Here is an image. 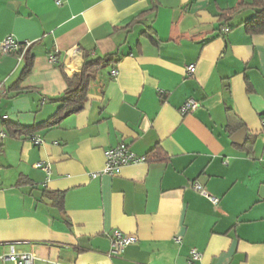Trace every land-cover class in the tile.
<instances>
[{
  "label": "crops",
  "instance_id": "obj_1",
  "mask_svg": "<svg viewBox=\"0 0 264 264\" xmlns=\"http://www.w3.org/2000/svg\"><path fill=\"white\" fill-rule=\"evenodd\" d=\"M57 1L0 0V42L31 44L22 60L0 49V264L11 246L34 264H190L193 249L192 264H264V35L239 26L250 12L219 31L241 0ZM110 55L119 62L97 72L81 113L30 130L87 57ZM189 99L199 108L185 115ZM122 143L165 159L94 177ZM116 230L139 241L111 257Z\"/></svg>",
  "mask_w": 264,
  "mask_h": 264
},
{
  "label": "trees",
  "instance_id": "obj_2",
  "mask_svg": "<svg viewBox=\"0 0 264 264\" xmlns=\"http://www.w3.org/2000/svg\"><path fill=\"white\" fill-rule=\"evenodd\" d=\"M246 1L247 0H241V2L236 7L222 12L220 16V32H222L224 27L229 26V24L234 21V19L243 15L244 13L250 12V18H248L239 26H243L251 35H264V0H251L250 2ZM153 11L154 10L152 9L149 12L141 14L136 20H134L133 23L130 24L129 27L133 26L134 24L141 23L144 17ZM150 30L153 31V29ZM144 34H147V31L144 32ZM118 62L119 60H117L114 55L106 56L100 59H90L87 57L82 71L80 73L74 74L71 79L67 80L68 89L66 93L59 100H57V102L60 104V108L56 114L47 122L37 125L30 130L34 131L42 127H54L66 117L81 113L85 109L86 103L88 101L87 97L90 85L95 80L97 72L100 69L108 67L111 64H117ZM31 70L32 58L27 57L23 75L29 74ZM20 83L21 79L16 83L17 88H19ZM160 154L161 153L155 152V150H153L148 156L145 157L146 161L148 163L160 161L161 159L156 156ZM160 157L162 160L165 159L164 156L162 157L160 155ZM44 197L53 201L54 205L62 207L64 194L46 191L44 192Z\"/></svg>",
  "mask_w": 264,
  "mask_h": 264
},
{
  "label": "built area",
  "instance_id": "obj_3",
  "mask_svg": "<svg viewBox=\"0 0 264 264\" xmlns=\"http://www.w3.org/2000/svg\"><path fill=\"white\" fill-rule=\"evenodd\" d=\"M56 3L57 5H61L60 0L57 1ZM229 32H230V28L225 27L223 29L224 35H227ZM30 46H31L30 43L21 44L12 37H8L4 39L2 42H0V49L2 54L4 55L17 54L20 60H22L25 57ZM50 62L52 63L57 62L55 56H51ZM195 72H196L195 65L188 66L187 73L189 75H194ZM111 75L113 78H115L119 75V72L115 69L112 71ZM198 108H199V102H197L194 99H189L181 108V112L186 115L193 113ZM263 125H264V118H263ZM4 137H6V134L4 132H1L0 138H4ZM32 142L34 145L39 146L42 144V139L33 138ZM145 162H147L145 157L137 156L134 152L130 150V147L127 144L122 143L119 146L112 148L106 152L105 169L100 173L94 174V177H101V176L115 177L118 175V173L123 167L128 165H137ZM37 168H40L47 173H50L49 164L40 163L37 165ZM193 188L195 191L207 196L208 199L213 204L217 205L219 203L220 200L218 198L209 196L200 185L194 184ZM180 240L181 238L177 239V241ZM138 241L139 240L137 237L128 236L116 230L113 232L112 235L111 250L109 252V255L111 257L120 256L127 247L137 244ZM201 256H202L201 253L198 252L196 249L191 250L189 263L192 264L193 262L199 261L201 259ZM2 260L8 262L9 264H34L37 258L34 254L31 253H23V254L19 253L15 250L14 246H11L10 253ZM47 263L61 264L59 262H50V261H47Z\"/></svg>",
  "mask_w": 264,
  "mask_h": 264
},
{
  "label": "water",
  "instance_id": "obj_4",
  "mask_svg": "<svg viewBox=\"0 0 264 264\" xmlns=\"http://www.w3.org/2000/svg\"><path fill=\"white\" fill-rule=\"evenodd\" d=\"M246 138H247V131L245 129H242L235 134V136L233 137V141L241 144L245 142Z\"/></svg>",
  "mask_w": 264,
  "mask_h": 264
}]
</instances>
